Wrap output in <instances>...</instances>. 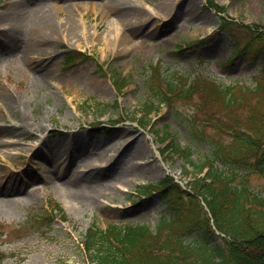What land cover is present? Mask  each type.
<instances>
[{"label":"rangeland","instance_id":"obj_1","mask_svg":"<svg viewBox=\"0 0 264 264\" xmlns=\"http://www.w3.org/2000/svg\"><path fill=\"white\" fill-rule=\"evenodd\" d=\"M132 1L134 6L125 7V0H0V223L22 230L3 235L5 264H90L82 248L88 226L154 229L162 216L172 214L161 192L142 196L136 189L167 174L183 186L197 171L182 157L159 155L156 135L166 125L176 142L190 147L193 162L208 159L222 171L234 169L248 189L264 197V157L255 164V156L241 167L213 157L219 145L231 143L212 131L223 122L215 106L201 112L193 100L170 96L168 106L159 105L149 115V129L134 121L144 102L157 104L159 93L165 97L161 83L150 88L152 65L173 79L198 75L223 87H252L264 73L260 55L245 49L229 63L243 44L241 37L218 29L216 13L204 0H175L172 5L168 0L167 9L172 8L167 15L157 9L163 0ZM212 1L225 7L224 19L249 25L264 21V0ZM183 7L193 8L195 16L185 20ZM44 8L52 13V23L38 25ZM118 8L139 14L133 13L132 23L122 22ZM69 19L81 25L84 36L68 37L56 26ZM115 21L124 37L120 44L111 32ZM143 31L145 37H140ZM42 35L45 51L36 46ZM200 38L201 43L177 48ZM235 38L241 42L236 46ZM115 73L127 78L122 89L116 80L120 91L111 84ZM55 149L61 151L57 163L51 156ZM64 151L72 154L62 155ZM11 177L10 187L4 186ZM48 199L62 206L67 221L35 220L45 217Z\"/></svg>","mask_w":264,"mask_h":264},{"label":"trees","instance_id":"obj_2","mask_svg":"<svg viewBox=\"0 0 264 264\" xmlns=\"http://www.w3.org/2000/svg\"><path fill=\"white\" fill-rule=\"evenodd\" d=\"M208 4L216 10L221 9L211 0H208ZM237 28L244 34L245 44L254 45L255 52L261 55L264 63V24L252 27L240 24ZM262 74L254 78L252 87L237 84L223 87L198 75L191 79L183 76L178 79L174 77L173 80L162 79L168 94L177 89L180 95L186 93L192 97L200 90L198 107L213 105L222 111L225 121L222 127L231 138V143L226 146V154H220L224 145H219L213 157L241 167L248 164L250 158L256 156L255 163H258L264 157ZM143 109L147 118L156 108L153 103H144ZM156 136L164 143L162 153L182 157L185 163H191L190 147H183L174 138L167 140L168 136H172L168 125ZM202 167L203 163L197 166L198 172L187 182L184 190L168 176L158 182V188H142V191L161 192L166 205L173 210L172 214L162 216L154 229L147 225L88 229L83 245L90 262L264 264V198L248 189L246 179L238 177L236 170L222 171L209 162L208 171L199 175ZM236 179H239L237 183ZM199 200L206 204L211 218L204 215ZM50 207L64 219L57 204H50ZM211 221L215 229L223 234L217 244H212L216 234L210 225ZM3 259L0 254V264H3Z\"/></svg>","mask_w":264,"mask_h":264},{"label":"bare ground","instance_id":"obj_3","mask_svg":"<svg viewBox=\"0 0 264 264\" xmlns=\"http://www.w3.org/2000/svg\"><path fill=\"white\" fill-rule=\"evenodd\" d=\"M127 3H125V4H123V6H125L126 7V5H129V6H134L135 4L133 3V1L132 2H130L131 0H125ZM173 1V2H172ZM174 1L175 0H171L170 1V4L172 5L173 3H174ZM168 3H169V1L168 0H163V2H162V4H160L159 5V7L157 8L159 11H164V15H167V13H169L170 11H171V8H172V6H170L169 5V7H168V9H167V5H168ZM118 6H122V4H119ZM119 12H120V14L118 15V18H119V20L121 19V21L123 22V21H125V22H130V23H132V22H134V20H135V17L136 16H138V14H139V12L137 11H133V13L136 15V16H133L134 14L133 13H131L130 11H127V10H124V9H121V8H118L117 9ZM167 12V13H166ZM182 12H183V15H184V19L185 20H190V19H192L193 18V16H195L194 14L196 13V11L193 9V8H190V7H186V8H184L183 7V10H182ZM178 13V12H177ZM52 13L49 11V10H47V8H44V9H42V11L41 12H39V14L37 15V18H36V22H37V24L38 25H42V24H49V22H51L50 21V19H52V15H51ZM149 18V16H147V18L146 19H148ZM52 23V22H51ZM81 23H83V22H81ZM113 23V22H112ZM53 24H54V22H53ZM52 24V25H53ZM118 24H119V21H115L113 24H111V32H113L114 31V37L118 40V42H119V44L122 42V41H124V37L122 36L123 34L122 33H120L119 31H118ZM54 26V25H53ZM56 26H58L59 28H61V29H63V32L68 36V37H71V38H73L74 36H76V35H78V36H84V32H83V28H79L78 26H81L80 24H77L76 22H73V20H71V19H69V20H66V21H64V22H62L61 24H57ZM55 27V26H54ZM55 29H56V27L54 28V32H55ZM148 29H146L145 31H147ZM139 35H140V37H145V33H144V31L143 32H141V33H138ZM40 39V40H39ZM39 39H38V42H39V45H36L37 47H39V49H41V51L43 50V51H45L47 48H46V46L44 45V44H46L45 42H46V40H45V38L43 37V35L41 36V38L39 37ZM123 43V42H122ZM139 44L138 45H140V44H142L141 42H138ZM46 55H48V54H46ZM98 84H99V86H101V89L102 90H104L105 89V85L104 84H102V83H100V82H98ZM102 90H100V91H102ZM101 93H104L103 91L101 92ZM1 140H0V144H1ZM33 146H35L36 145V143H34V144H32ZM154 151H155V149H154ZM60 152L61 151H58L57 149H55V150H52V161L54 162V163H57L58 162V160H59V157H60ZM6 153H9V152H6ZM65 153L66 154H68L69 155V157H70V155L72 154V153H70V151H68V152H65L64 151V153L62 154V155H65ZM12 154H15V153H12ZM155 154L157 155V153L155 152ZM61 159V158H60ZM64 162L62 161V163L61 164H63ZM61 178V171H59V173H58V179H60ZM5 181V185L4 186H8V187H10L9 185H11V183H12V181H13V177H11L10 179H9V181L7 180V178L4 180ZM159 182V181H158ZM158 182H156V183H153V184H157ZM0 184H1V182H0ZM62 185H64L65 187H66V185L64 184V182H62ZM0 192H4V188H1V185H0ZM153 194V192H150V191H144V193H143V195H152ZM164 200V199H163Z\"/></svg>","mask_w":264,"mask_h":264}]
</instances>
